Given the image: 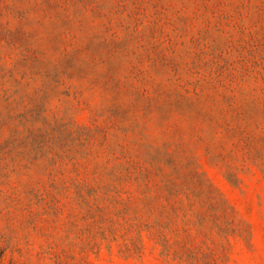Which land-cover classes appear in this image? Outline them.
Wrapping results in <instances>:
<instances>
[{"label":"rangeland","instance_id":"rangeland-1","mask_svg":"<svg viewBox=\"0 0 264 264\" xmlns=\"http://www.w3.org/2000/svg\"><path fill=\"white\" fill-rule=\"evenodd\" d=\"M0 264H264V0H0Z\"/></svg>","mask_w":264,"mask_h":264}]
</instances>
